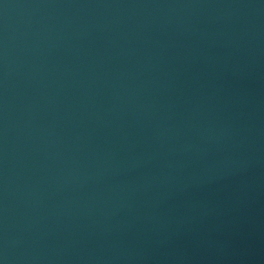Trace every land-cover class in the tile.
Returning <instances> with one entry per match:
<instances>
[{
    "label": "water",
    "instance_id": "obj_1",
    "mask_svg": "<svg viewBox=\"0 0 264 264\" xmlns=\"http://www.w3.org/2000/svg\"><path fill=\"white\" fill-rule=\"evenodd\" d=\"M0 264H264V0H0Z\"/></svg>",
    "mask_w": 264,
    "mask_h": 264
}]
</instances>
